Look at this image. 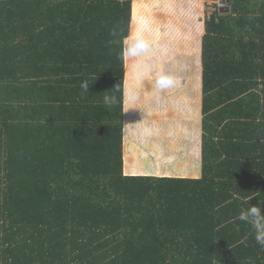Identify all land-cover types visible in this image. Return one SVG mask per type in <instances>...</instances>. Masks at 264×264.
I'll use <instances>...</instances> for the list:
<instances>
[{"label":"trees","instance_id":"1","mask_svg":"<svg viewBox=\"0 0 264 264\" xmlns=\"http://www.w3.org/2000/svg\"><path fill=\"white\" fill-rule=\"evenodd\" d=\"M227 8L204 20L195 145L151 120L163 161L147 172L123 95L161 50L121 58L132 0H0V264H264L238 219L264 200V0ZM195 146L200 176H181Z\"/></svg>","mask_w":264,"mask_h":264},{"label":"crops","instance_id":"2","mask_svg":"<svg viewBox=\"0 0 264 264\" xmlns=\"http://www.w3.org/2000/svg\"><path fill=\"white\" fill-rule=\"evenodd\" d=\"M133 18L136 20H143L147 22L148 30L144 32V36L151 42V49L148 53L153 50H161L160 57L164 60H170L171 58H178L181 55L179 48L181 47L183 52L181 57L185 58V61L193 62L197 60V63L200 67V46H201V38L204 34V20H205V12L203 3L201 0H132V22H131V30L132 33L137 29L138 24L133 22ZM201 33V34H200ZM197 34V38H193V35ZM200 35V38H199ZM193 38V39H191ZM130 39L127 41V43ZM194 45V51L192 54L191 48ZM186 46H188V50L186 51ZM163 50V51H162ZM150 56L152 54H145ZM155 55L153 54V57ZM136 58V57H135ZM135 58H128V62H133ZM194 70V68H193ZM196 70H194L195 72ZM198 71V70H197ZM196 71V72H197ZM193 71L190 72L194 73ZM194 74L195 77L199 75L200 70ZM201 73V72H200ZM197 100V99H196ZM198 101V100H197ZM199 102V101H198ZM128 107L124 106V111H126ZM129 116H125L124 119V148L125 151L128 150L126 147V142L129 139H139L140 136L146 132H144L143 127H141L140 133H137L131 126H127V124H135L133 118H128ZM138 121V120H137ZM155 126V133H157V128L162 127L161 123H158L156 120H152ZM196 124H183L176 126L181 131L180 138H184V140L188 141V143L193 144V140L195 142L199 136V133L195 132L199 127L198 121H194ZM149 123V122H148ZM146 122L142 124H148ZM140 124V123H139ZM167 128V127H166ZM165 128V129H166ZM194 129L192 134L191 131ZM173 133V132H171ZM158 134V133H157ZM186 134V135H185ZM154 135V134H153ZM156 135V134H155ZM170 135V134H169ZM136 137V138H135ZM168 137V136H166ZM179 138V137H178ZM132 139V140H133ZM195 144H193L194 146ZM126 154V153H125ZM200 153L199 148L197 146L193 147L191 151L185 156L186 161L188 162L186 168L180 170L181 176L197 178L200 176ZM164 161L170 160L168 158L163 157ZM126 161V160H125ZM137 163V162H136ZM140 163V162H139ZM179 165V162L177 163ZM138 166L133 165L134 168H141V164H136ZM181 167V165H179ZM179 167V168H180ZM169 171V172H167ZM177 168H169V169H159L156 172V175H166V176H179L177 175ZM179 172V173H180Z\"/></svg>","mask_w":264,"mask_h":264},{"label":"rangeland","instance_id":"3","mask_svg":"<svg viewBox=\"0 0 264 264\" xmlns=\"http://www.w3.org/2000/svg\"><path fill=\"white\" fill-rule=\"evenodd\" d=\"M193 38H197V34L193 35ZM186 47L187 51L189 48L188 46ZM194 49L195 48L193 45L191 48L192 54H194ZM179 51L181 52V55H183V50L181 47L179 48ZM181 55H179L178 58L173 57L170 60L161 59L164 58L161 55V58L157 59L156 64L149 63V65H151L150 69L153 68V71L147 72V74L143 76L144 80L141 77V81H143V83L139 86V88H133L131 91L132 93L136 94L137 99L133 103L129 104L130 107H132V113H134L135 115V117H132L135 124H130V126L133 128L132 130L136 128L135 131L137 130V133H140L141 127H143L142 130H144V132L146 133L139 135V139H137L138 137H135L136 139L132 138L133 140L129 139V141L126 142V147L128 148V150L138 155V159L142 158V168L147 172L152 169V163L155 167V164H161L163 160L161 158L162 154L159 153V146L151 142L152 138L149 135V129L147 125L153 126V124L142 123H148L151 122V120H156L160 123L163 122L161 124V132L163 133L165 132V123L168 124L166 122L167 120H171L172 122H170L174 124L175 128L176 126L178 127L179 125L181 126L183 124H196V122L194 121H198L200 117V107L197 106L198 101L195 100L194 96L198 95L199 90L195 86V80L193 79L195 78V72L197 70H201V68L197 63V60L196 63L195 61H185V58L181 57ZM144 56L145 54L136 57L134 62L136 63L141 61V57ZM141 66L143 67L142 64ZM193 68L194 70H196L195 72ZM133 69L135 70L137 69V67H134ZM137 71L138 69L136 70V72ZM192 71L194 73L190 74V72ZM162 72L175 76L178 80V85L175 88L158 92L155 89V79ZM168 140L169 145H167L169 146V148L173 147L174 143H172V141H175V139L169 138ZM168 140L161 139L160 142L163 143L164 141L167 142ZM170 151L172 154L175 153L174 149L172 148L170 149ZM177 151V162H179L181 166L186 168L188 162L185 159V156L187 157L185 151L182 152L183 149L181 150L180 148H178ZM136 161L138 162V160L135 159L133 163H135Z\"/></svg>","mask_w":264,"mask_h":264},{"label":"clouds","instance_id":"4","mask_svg":"<svg viewBox=\"0 0 264 264\" xmlns=\"http://www.w3.org/2000/svg\"><path fill=\"white\" fill-rule=\"evenodd\" d=\"M133 22L138 24L136 30H134L130 35V41L126 46L121 48L120 56L121 58H135L141 55L148 53L152 47L151 42L145 38L144 32L148 30V25L146 21L136 20L133 18ZM116 29L110 30L111 36H116ZM178 85V80L175 76L160 73L155 79V89L159 91L175 88ZM90 85L87 82L81 83V88L83 92H89ZM137 99L135 93L125 91L123 95V101L125 103L131 104ZM104 103L108 106L114 105L117 103L115 96H104ZM238 219L252 229L254 240L260 246L261 249H264V200L259 201L258 203L252 205L250 204L244 210H241Z\"/></svg>","mask_w":264,"mask_h":264},{"label":"built area","instance_id":"5","mask_svg":"<svg viewBox=\"0 0 264 264\" xmlns=\"http://www.w3.org/2000/svg\"><path fill=\"white\" fill-rule=\"evenodd\" d=\"M204 7L205 16H210L215 12H221L227 8V0H201Z\"/></svg>","mask_w":264,"mask_h":264},{"label":"water","instance_id":"6","mask_svg":"<svg viewBox=\"0 0 264 264\" xmlns=\"http://www.w3.org/2000/svg\"><path fill=\"white\" fill-rule=\"evenodd\" d=\"M225 10L228 11V8H226Z\"/></svg>","mask_w":264,"mask_h":264}]
</instances>
